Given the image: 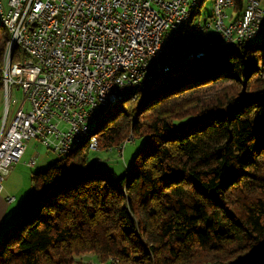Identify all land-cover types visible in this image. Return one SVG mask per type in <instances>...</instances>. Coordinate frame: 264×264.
<instances>
[{
	"label": "trees",
	"instance_id": "1",
	"mask_svg": "<svg viewBox=\"0 0 264 264\" xmlns=\"http://www.w3.org/2000/svg\"><path fill=\"white\" fill-rule=\"evenodd\" d=\"M234 2L239 19L247 0ZM10 37L0 23V89ZM256 38L210 48L119 98L91 130L97 151L145 139L123 178L90 169L87 146L33 173L35 202L4 234L0 264H85L88 255L264 264V34Z\"/></svg>",
	"mask_w": 264,
	"mask_h": 264
},
{
	"label": "built area",
	"instance_id": "2",
	"mask_svg": "<svg viewBox=\"0 0 264 264\" xmlns=\"http://www.w3.org/2000/svg\"><path fill=\"white\" fill-rule=\"evenodd\" d=\"M192 1L0 0V19L8 20L26 49L23 63L6 51L8 66L2 70L7 113L17 104L14 89L22 99L10 125L4 123L0 131V194L30 141L64 158L66 148L124 87L143 83L147 89L148 78L166 63L187 58L178 59L176 51L196 48V35L211 38L205 50L264 34L260 0H247L239 19L228 13L234 0H217L211 4L214 19L205 20V34H198L196 24L174 45L178 41H171V30ZM35 165V159L28 164ZM14 201L7 198L9 204Z\"/></svg>",
	"mask_w": 264,
	"mask_h": 264
},
{
	"label": "rangeland",
	"instance_id": "3",
	"mask_svg": "<svg viewBox=\"0 0 264 264\" xmlns=\"http://www.w3.org/2000/svg\"><path fill=\"white\" fill-rule=\"evenodd\" d=\"M2 1L4 2V4H7V2H8V0H2ZM213 1H217V0H213ZM211 3H212V1L208 0L206 3L203 4L202 8L200 9L202 19L200 18L201 22L198 23V34H205V30L207 28V21H205V19L208 20V19L214 18V12H212L211 8H210ZM201 4H202V0H199V3L196 6V10H195L196 12L199 10ZM261 6L264 9V0L261 2ZM233 9H232V11H233ZM196 12H194V14L192 15V20L194 18V15L196 14ZM192 20H190L188 22L189 24L187 23V26L183 28L184 29V30H182L183 33H185V31H186L185 28H193V26H191V24H190L192 22ZM259 39H261L260 36L258 37V39L256 38L255 40H251V43L258 41ZM175 41H179V39H176ZM9 42L10 43H8L6 51H9V49H10V51H12V54H15L16 48H18V47L12 46L11 37H10ZM234 46H236V45H234ZM22 52H23L22 53L23 56L25 57V55H24L25 51H22ZM20 54H21V52L19 50V52L16 53V57H19L20 61L19 60L15 61V63H19V62L23 63L26 60V58H24L23 56L20 57L22 55V54L21 55ZM200 55H202V54H200ZM205 55L207 56L208 53H205ZM204 56H202L200 58H197L194 56L187 57V61L184 60V61H186L185 65H187L188 63L199 61V60L205 58ZM22 58H23V60H22ZM191 59H193V61H190ZM185 65H183V66H185ZM7 66H8V59L5 58L4 68H6ZM183 69L184 68H178L177 72H181V71H183ZM165 75L166 74L162 75L161 78ZM172 76H173L172 74H168L164 77V80L170 79V78H172ZM155 81H157V79ZM2 83H3V81H2ZM147 89H145L143 91H146ZM131 95L132 94H130L129 96H131ZM129 96H127V98ZM21 99H22L21 93L17 92V90L14 89L13 93H12V100H16L17 104H11V106L9 107V113H7V97L5 95L4 85L0 89V131L2 130L4 123H6L7 125H10V123L13 120V117L17 111V108L21 102ZM115 106H113V107H115ZM113 107L109 106L107 113ZM61 127H63V126H61ZM90 127L93 128L94 125H90ZM144 142H145V139H137L136 140L132 137L130 140H128L125 143L124 147H122L121 149H118V151L114 150L112 152L105 151V150L97 151L98 150V147H97V148H95V150H92V152L89 153V167L92 170L114 173L118 179L123 178L124 176H126L127 167L131 168V165L134 162L135 158L137 157L139 152H141L143 145H144ZM83 145L87 146V147L89 146V145H87V143H86V145L83 143V144H81V147H83ZM78 149H75L72 152H75ZM122 153H123V157H122ZM32 159H35L36 166L29 167L28 164L30 163V161ZM59 159H60L59 155H57L54 152H52L51 150H49L45 145L41 144L40 141H38V140L30 141L27 144V148H26V152H25L24 157L21 159L20 162H18L14 166L12 172L10 173L11 178L10 177L7 178L6 181H8V180L9 181H8V183H6V182L4 183V187L8 186L10 196L15 195L16 197H18L17 194L15 193V190L20 191L19 197H20V195L23 196V195L29 193V191H32L31 190L32 189V179H31L32 174L37 172V171L46 169L49 165L58 161ZM98 159L101 160L102 164L100 166H95V162ZM35 199H36V197L34 195L32 205L34 204ZM16 205H17V203L13 204L12 208H14ZM15 232H16V229L13 231L12 234H14ZM4 236L5 235L0 237V243L2 242ZM80 261H83L85 264H99V263L103 264V263L108 262V259L105 261H98V260H96V258L94 256L88 255L87 257L86 256L81 257ZM122 262H124V261H122Z\"/></svg>",
	"mask_w": 264,
	"mask_h": 264
},
{
	"label": "bare ground",
	"instance_id": "4",
	"mask_svg": "<svg viewBox=\"0 0 264 264\" xmlns=\"http://www.w3.org/2000/svg\"><path fill=\"white\" fill-rule=\"evenodd\" d=\"M199 3V0H193L192 1V4L191 6L189 7V9L186 11V12H183L181 13V16L179 19L176 20V23H175V27H174V30H171V41H175L176 39H179L181 37L182 34H184L182 32V30H184L183 28L187 26V23L192 20V15L194 14V12H196V6L197 4ZM199 7V6H198ZM197 7V8H198ZM195 16V15H194ZM214 19V18H213ZM0 23L8 30L10 36H11V44L13 47H18L21 54L23 53L22 51H25L24 52V55L25 57L23 56V54L20 56V57H24L26 58V49H24L23 45H20V38L16 37L15 34H14V28L13 26L8 22V20H3V19H0ZM189 24V23H188ZM191 24V23H190ZM194 27V26H193ZM186 30V28H185ZM205 30V29H204ZM258 37V36H257ZM256 37H250L249 39H244L243 42L247 41V40H250V39H254ZM10 43V42H9ZM233 44H226V45H221V46H214V48L216 47H220V48H224V47H228V46H231ZM10 51V49H9ZM205 53L207 52H201L200 54H202L201 56L197 57V58H200L202 56L205 55ZM21 59V58H20ZM23 60V58H22ZM25 60V59H24ZM186 60L187 61V58L186 59H182L181 61H175L174 62V65H170V66H167L165 68V71L163 72V74H161L160 76H156V74L154 76H152L151 78H148V86L151 82H155V80L159 77H161L162 75L170 72L171 70H173L174 68L178 67V66H181L183 64L186 63ZM193 59H191L190 61H192ZM20 61V60H19ZM181 64V65H179ZM20 63V62H19ZM7 68V67H6ZM158 73V72H157ZM145 90V84L143 83H135V84H130V85H127L126 87L123 88V93L119 96V97H115L114 101L112 102L111 105L109 106H114L120 97H124L126 96L129 92H132L134 90ZM108 106V107H109ZM109 109V108H108ZM108 109H105V111H103L100 115H98L96 117V122L94 124H89L87 126H85V130L84 132L79 136L77 137L76 141H74L72 144H70L68 146V148H66V153L64 155L67 156L71 151H73L76 147L78 146H81V144H85L87 143V145H89L88 147L90 148L92 146V150H95V148H97V138L92 134V130H91V127L90 125H95L97 124L101 119H102V116L107 113L106 110ZM94 136V137H93ZM96 144V146H93V144ZM84 146V145H83ZM12 172V171H11ZM4 183V182H3ZM100 264V263H99ZM103 264H135L134 262H122L120 259H117V258H111L108 260V262L106 263H103Z\"/></svg>",
	"mask_w": 264,
	"mask_h": 264
},
{
	"label": "crops",
	"instance_id": "5",
	"mask_svg": "<svg viewBox=\"0 0 264 264\" xmlns=\"http://www.w3.org/2000/svg\"><path fill=\"white\" fill-rule=\"evenodd\" d=\"M210 8H211V5H210ZM228 13L230 14V16H234V13L232 10L229 11ZM201 19H202V16H201ZM234 19H236L235 16H234ZM198 22L200 23L201 20ZM9 177L11 178V175H9L7 178ZM7 178L5 179L4 183L5 182L8 183L9 180L6 181ZM4 183H3V188L0 194V237L3 236L5 233L9 232L10 230H12L18 224L23 214L32 206L33 198H34V192L29 191V190H28L29 193L23 196L20 195V197H19L20 191L15 190V193L17 194L18 197H16L15 195L10 196L8 186L4 187ZM9 197L15 198V201L11 204L7 202V198ZM16 203L17 205L14 208H12L13 204H16Z\"/></svg>",
	"mask_w": 264,
	"mask_h": 264
},
{
	"label": "water",
	"instance_id": "6",
	"mask_svg": "<svg viewBox=\"0 0 264 264\" xmlns=\"http://www.w3.org/2000/svg\"><path fill=\"white\" fill-rule=\"evenodd\" d=\"M261 37V36H260ZM193 41L194 43L196 44L194 49V52H192V50H186V49H181L179 51H176V55H177V58H183V57H190V56H194V57H199L201 56L199 53L201 52H204L207 50V53L209 54L211 51V49L209 48H206L205 50L203 49L204 46H206L205 44H208L210 41H211V38L210 37H204L202 35H196L194 38H193ZM180 43L179 41L176 42L174 45ZM178 54H180V56H178ZM175 62V61H174ZM182 64V63H181ZM179 64V65H181ZM169 66L167 63L158 71V73L156 74V76H160L161 74H163V72L165 71V68ZM161 77L158 78V80L160 79ZM108 110H106L107 112Z\"/></svg>",
	"mask_w": 264,
	"mask_h": 264
}]
</instances>
